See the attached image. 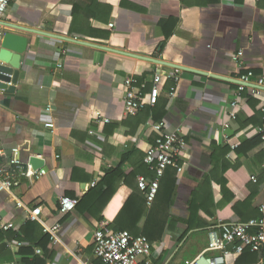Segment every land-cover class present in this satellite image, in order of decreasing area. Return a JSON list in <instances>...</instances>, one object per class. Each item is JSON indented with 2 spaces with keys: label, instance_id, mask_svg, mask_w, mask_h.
Returning <instances> with one entry per match:
<instances>
[{
  "label": "crops",
  "instance_id": "0c3cea01",
  "mask_svg": "<svg viewBox=\"0 0 264 264\" xmlns=\"http://www.w3.org/2000/svg\"><path fill=\"white\" fill-rule=\"evenodd\" d=\"M2 22L41 34L3 31L26 38L27 50L19 59L20 80L14 91L0 93V165L17 158L20 167L26 168L34 157L43 166L33 170L46 174L31 181L19 177L11 193H0V217L16 227L1 230L0 264H22L27 256L20 255V248L32 247L33 238L37 240L46 233L45 227L55 224L60 226L61 242L53 244L50 238L45 250L35 247L36 256L45 257V264H76L74 257L96 263L93 232L101 221L110 227L131 198L138 211L124 215L120 226L125 231L134 228L142 236L144 213L150 206L139 217L145 200L137 177L150 176L143 162L155 139L149 122L162 121L169 131L179 129L188 148L187 157L180 160L182 172L168 168L160 180L155 203L161 207L167 198L166 182L175 179L176 189L164 233L151 242L159 252L154 264H183L202 253L209 229L219 222L236 223L232 205L250 194L252 208L258 207L264 215V186H257L264 170V143L246 154L236 153L242 142L260 133L256 125L245 121L262 112L264 91L254 96L251 87L240 91L238 85L192 72L234 80L251 73L250 79H261L264 84V1L15 0ZM127 76L146 84V104L135 116L123 108ZM153 86L158 97L151 106L147 102ZM172 87L175 92L170 97ZM248 98L257 104L253 106ZM230 113L236 114V123L222 131L224 114ZM47 122L54 125L52 131L44 128ZM223 164L238 167L223 172ZM112 171L116 175L107 177ZM210 172L223 174L233 195L230 203L222 205L219 186L204 182ZM102 180L108 182L99 186ZM96 186L97 195L81 209L59 214L60 197L79 202ZM199 187L204 188L200 196L210 209L215 207L216 216L200 211L198 222L203 227L191 229L180 240L185 229L180 219L186 215L191 192ZM17 201L26 208L40 206L42 223L26 221ZM89 207L93 210L88 211ZM171 219L178 222L170 225ZM29 223H35L31 224L35 233L31 228L27 230L29 240H17ZM181 249L187 256L175 261ZM238 256H229L225 264H236ZM258 258L264 261V253Z\"/></svg>",
  "mask_w": 264,
  "mask_h": 264
},
{
  "label": "built area",
  "instance_id": "2783aa9c",
  "mask_svg": "<svg viewBox=\"0 0 264 264\" xmlns=\"http://www.w3.org/2000/svg\"><path fill=\"white\" fill-rule=\"evenodd\" d=\"M15 0H0V44L4 35V27L2 18L8 6ZM264 1V0H255ZM112 27V25H109ZM241 55V52L238 53ZM236 59V58H234ZM252 74L248 73L239 81L253 84L254 86L264 87L263 81L255 80L251 82ZM159 81V77L155 78V83ZM177 79L175 78V82ZM124 94L122 98L124 112L128 115L135 116L146 104L145 89L146 84L138 82L133 76H127L124 79ZM239 90H244L243 86H239ZM262 90L253 89L252 94L258 95ZM2 90H0V93ZM175 87L170 90V97H173ZM158 97V89L153 86L149 90L148 105L154 106ZM235 107V105H232ZM264 114V106L261 108ZM100 118V114H96ZM236 114L230 113L221 121L222 131H228L230 127L236 123ZM104 122H108L104 120ZM152 132L155 134L153 145L145 151L143 162L153 173L152 179L144 176L137 177V186L140 192L145 195L146 205L149 207L154 202L161 178L168 168H173L178 174L182 172L180 160L187 157V143L179 129L169 131L164 122H149ZM44 128L52 131L54 125L51 122L44 124ZM13 153L18 154V150L14 149ZM46 174L45 170H33L31 165L26 168L20 167L17 158H13L6 165H0V193H11L12 189L20 183L19 177L26 178L31 181L38 179ZM253 182L256 181L252 178ZM94 182L92 186H94ZM78 204L77 199H71L62 196L58 200L59 214L61 216L73 212ZM16 207L25 211V220L28 222L41 221V207L26 208L22 202L17 201ZM15 230L10 223L2 221L0 217V230ZM45 232L50 234L53 244L60 243L58 237L60 226L55 224L51 228H44ZM248 250L252 253H264V219L249 220L245 223H228L219 222L212 226L207 235V247L205 250L196 255L191 260L185 261L183 264H225L226 259L231 255H241ZM92 256L96 263L85 261L79 257H74L76 264H154L159 258V252L152 247V244L143 236H134L128 231H112L107 222L101 221L97 229L92 234ZM167 263V261H165ZM164 262V264H166ZM257 264H264L262 259Z\"/></svg>",
  "mask_w": 264,
  "mask_h": 264
},
{
  "label": "trees",
  "instance_id": "16d2710c",
  "mask_svg": "<svg viewBox=\"0 0 264 264\" xmlns=\"http://www.w3.org/2000/svg\"><path fill=\"white\" fill-rule=\"evenodd\" d=\"M250 81L255 82V80H253V79H250ZM248 102H252L251 104H253V106L255 104H257V101H255L253 98H248ZM245 122H246L245 124L256 125L260 129V133H258V135H256L253 139L244 141V142H242V144L240 146H238V150H236V153L241 152V155L244 153L246 154L251 149L256 148V147H258L264 143V114L262 112H256L254 117L252 116L251 118H249ZM260 152L263 155L262 150ZM237 167H238L237 164L236 165H230V166L223 164V170H224L223 172H226L228 169H236ZM115 172L116 171L109 172L106 176L107 177H110V176L113 177L116 175V174H114ZM153 177H154L153 173L150 172L149 179H152ZM205 181L207 182V184H209V186L212 183H215L217 186H219L221 198L223 200L222 205L230 203L233 200V195L230 192V190L227 188V181L224 178L223 174H219V176H217L216 173L210 172V174L205 176L204 182ZM104 182H108V181L102 180L99 183V186H101V183H104ZM166 183H167V186H166V190L164 192L167 195V198L165 200L163 207H161V204H158V203L156 204L155 200H154V202L151 204V206L149 208V212H148L145 208V206H146L145 195L141 192L143 197H144L145 203H144V206H142L143 212H140L139 217L143 216L144 211H147L148 213H144V214H146L145 215L146 220H145V225H144L143 229L141 230L140 234L143 235L145 238L149 239L150 243H151V241L153 242L155 240L160 239L161 233L163 231V227L166 224V222H164V221H167V218L169 217V214H170L169 213L170 206L174 202L176 180L170 179ZM159 186H160V183H159ZM257 186H260V187L264 186V170L263 169L260 172V176L257 180ZM102 187H104V186L102 185ZM203 189L204 188L199 187L197 189L195 188L191 192V197H190L189 201H187V204H186V215L182 219H180V221L185 226L184 232H183L180 240H182V238L191 229L203 227V225L198 222V213L200 211L204 212L205 214H207L210 217L216 216L215 207L210 209L208 207V204L205 201V199H203L200 196V193L202 192ZM96 192H97V186H96V189L91 190L84 198L79 200L78 204L76 205V208L78 207L81 209L83 207V203H87V202H89V199L94 198ZM158 192H159V190H158ZM158 192H157V195H158ZM107 195L108 194L104 193L105 198L109 197ZM157 195H156V197H157ZM130 200L134 201L135 198H131ZM133 201H130V202L128 201L122 207L121 211L116 216V218L113 220L112 224H110V228L112 230L123 231L124 229H121V226H120L121 218L124 215L129 214V212L132 213V212H136V210L138 211V207H137V205H134L136 203H133ZM251 201H252V195L250 194L249 197L247 199H245L244 201L235 202L232 205V211H233L234 220L236 223H245V222H248L249 220L264 219V215L258 207L252 208ZM89 209L91 211V210H93V207H92V209H91V207H89L88 211H89ZM162 217L165 218V220L158 221L159 218H162ZM176 222H178V221L171 219L170 225L171 224L174 225ZM31 224L34 225L35 223L27 224L22 229L23 237H17V235H16L17 240L18 239L20 241L29 240V237H27V230H30L32 228ZM133 225H135V224H133ZM157 229H158V233H157ZM40 230H41V228H40ZM35 231H36V229L32 228V233H35ZM128 232L134 236L139 235L138 231L135 230L134 228H131ZM10 236L14 237V234H12L10 232ZM2 239H3V234H2V231L0 230V241ZM49 239H50V237L48 236V234L42 232V234H40V236L37 240H36V238H33L34 243L32 244V247L26 246V247L20 248V252H19L20 255L27 256V258L22 260L23 261L22 264H45L47 261L46 258L36 256L34 253V249H35V247H41L42 249L45 250L46 246L50 242ZM152 247H153V244H152ZM258 260H259L258 253H252V252H249L248 250H246L241 255L238 256L236 264H256L258 262Z\"/></svg>",
  "mask_w": 264,
  "mask_h": 264
},
{
  "label": "water",
  "instance_id": "95a60500",
  "mask_svg": "<svg viewBox=\"0 0 264 264\" xmlns=\"http://www.w3.org/2000/svg\"><path fill=\"white\" fill-rule=\"evenodd\" d=\"M4 28L16 30V31H24V32H29L33 34H39L40 32L34 31V30H28L26 31L24 28H21L19 26L13 25V24H4L2 23ZM41 34V33H40ZM45 36H49L52 38H57L59 40H65L68 42H75L84 46H92L96 47L99 49L106 50L108 52H114L116 54L124 55V56H129V57H134V58H139L142 59L141 57L128 54L126 52H121V51H116L112 50L109 48H103L100 46H96L93 44H89L87 42H81V41H76L72 40L69 38H62L54 35H49V34H43ZM27 50V40L26 38L13 34V33H5L3 35L2 42L0 44V90L6 93H11L14 91L16 84L20 80V74L18 72L19 69V59L22 54H24ZM155 64H159L161 62L156 61V60H151ZM194 73H198L204 76H209L211 78H216L219 80H223L225 82H229L238 86H243V87H251L253 89H259L264 91V87H259V86H254L253 84L247 83V82H242L239 80H234L230 78H224V77H219L215 76L212 74H207L204 72H197V71H192ZM9 85V86H8ZM29 164L31 165L32 169H40L43 166V161L39 160L37 158L31 157L29 159Z\"/></svg>",
  "mask_w": 264,
  "mask_h": 264
},
{
  "label": "rangeland",
  "instance_id": "374dc122",
  "mask_svg": "<svg viewBox=\"0 0 264 264\" xmlns=\"http://www.w3.org/2000/svg\"><path fill=\"white\" fill-rule=\"evenodd\" d=\"M163 220H165V218H159V220L158 221H163ZM164 222H166V221H164ZM166 225V224H165ZM165 225H164V227H163V231H162V233H161V235L164 233V228H165ZM157 233H158V229H157ZM143 236V235H142ZM144 237V236H143ZM147 239V238H146ZM148 241H150L149 239H147ZM152 242V241H151ZM184 249H181L179 252H178V254L176 255V257H175V261H178L179 259H184V257L185 256H187V254L183 251Z\"/></svg>",
  "mask_w": 264,
  "mask_h": 264
}]
</instances>
